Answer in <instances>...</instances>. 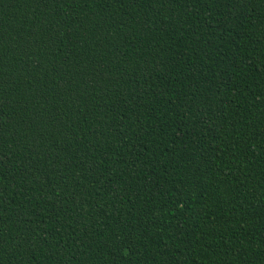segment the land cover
I'll list each match as a JSON object with an SVG mask.
<instances>
[{
	"label": "trees",
	"instance_id": "1",
	"mask_svg": "<svg viewBox=\"0 0 264 264\" xmlns=\"http://www.w3.org/2000/svg\"><path fill=\"white\" fill-rule=\"evenodd\" d=\"M0 264H264V0H0Z\"/></svg>",
	"mask_w": 264,
	"mask_h": 264
}]
</instances>
